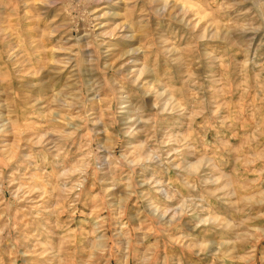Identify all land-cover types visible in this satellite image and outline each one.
I'll list each match as a JSON object with an SVG mask.
<instances>
[{"label":"rangeland","instance_id":"obj_1","mask_svg":"<svg viewBox=\"0 0 264 264\" xmlns=\"http://www.w3.org/2000/svg\"><path fill=\"white\" fill-rule=\"evenodd\" d=\"M0 264H264V0H0Z\"/></svg>","mask_w":264,"mask_h":264}]
</instances>
